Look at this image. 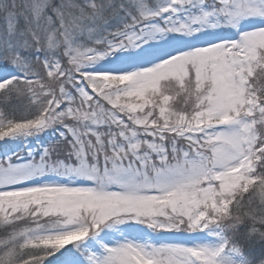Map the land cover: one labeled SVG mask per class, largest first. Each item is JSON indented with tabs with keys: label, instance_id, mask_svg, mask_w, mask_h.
Wrapping results in <instances>:
<instances>
[{
	"label": "snow or ice",
	"instance_id": "6c2138e0",
	"mask_svg": "<svg viewBox=\"0 0 264 264\" xmlns=\"http://www.w3.org/2000/svg\"><path fill=\"white\" fill-rule=\"evenodd\" d=\"M0 18V264H264V0Z\"/></svg>",
	"mask_w": 264,
	"mask_h": 264
},
{
	"label": "rangeland",
	"instance_id": "374dc122",
	"mask_svg": "<svg viewBox=\"0 0 264 264\" xmlns=\"http://www.w3.org/2000/svg\"><path fill=\"white\" fill-rule=\"evenodd\" d=\"M3 26H4V21L1 18L0 29H2ZM179 239L184 241V242H187V243H193V242H196L198 240L205 239V237H203L202 235L201 236H197L196 234H182V235H180ZM69 247H70V245H69ZM52 259H53V264H54L55 258H52Z\"/></svg>",
	"mask_w": 264,
	"mask_h": 264
},
{
	"label": "trees",
	"instance_id": "16d2710c",
	"mask_svg": "<svg viewBox=\"0 0 264 264\" xmlns=\"http://www.w3.org/2000/svg\"><path fill=\"white\" fill-rule=\"evenodd\" d=\"M0 21H1V18H0ZM22 103H23L22 101H16L15 99H13V100L10 102V104H8V105H4L3 107L5 108L6 111L11 112V111H12V106H13V105H17V106H19V105H22ZM17 114H19V113H17ZM2 234H3V232L0 231V235H2ZM259 251H260V247H259V245H257L256 248L254 249V253H255V254H259Z\"/></svg>",
	"mask_w": 264,
	"mask_h": 264
}]
</instances>
